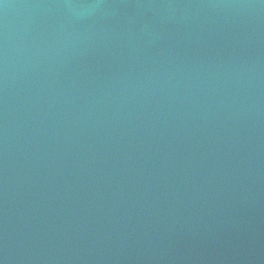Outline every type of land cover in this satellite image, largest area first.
<instances>
[{
  "label": "water",
  "instance_id": "95a60500",
  "mask_svg": "<svg viewBox=\"0 0 264 264\" xmlns=\"http://www.w3.org/2000/svg\"><path fill=\"white\" fill-rule=\"evenodd\" d=\"M0 264H264V0H0Z\"/></svg>",
  "mask_w": 264,
  "mask_h": 264
}]
</instances>
